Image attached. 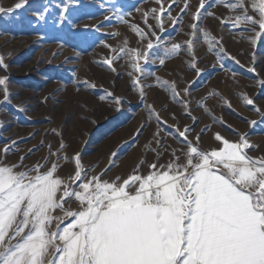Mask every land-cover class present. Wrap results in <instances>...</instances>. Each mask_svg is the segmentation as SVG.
I'll use <instances>...</instances> for the list:
<instances>
[{
	"label": "snow or ice",
	"instance_id": "obj_1",
	"mask_svg": "<svg viewBox=\"0 0 264 264\" xmlns=\"http://www.w3.org/2000/svg\"><path fill=\"white\" fill-rule=\"evenodd\" d=\"M91 2L97 11L84 15L91 19L102 15L104 19L95 25H84L88 32L77 28L78 16L69 15L73 6L80 5V0H55V3L45 0L41 10L33 15L37 24L48 25L65 35L82 37V43H88L89 36L94 37L92 43L98 40L99 46L109 50L102 62L109 72L119 75L115 62L125 60L130 86L137 89L149 123L155 121L151 135L156 147H148L155 158L147 163V175L140 172L146 163L140 159L126 178L119 175L114 179L103 178L119 157L120 149L135 145L146 123L131 135V144L122 142L110 153L109 167L92 175L88 174L91 169L82 163V152H75L71 157L63 154V141L56 151L49 143L43 162L25 165V159L33 152L28 149L17 162L5 163L17 146V141L6 139L0 157V264H264V157L249 156L248 149L254 145L249 142L247 133L235 129L232 130L234 140L220 132L213 133L218 146L208 150L199 146L201 136L209 130L208 125L191 135L199 117L192 115L193 102L187 97L205 71L199 67L195 56L197 42L202 40L207 51L214 55L213 68L219 65L224 69L225 59L240 63L227 53L222 38L212 36L200 26L203 16H215L208 10L210 0H198L194 9L191 0H169L167 6L164 0H154L159 7L149 10L135 7L143 27L128 22L131 12L117 0ZM28 3L29 0H17L7 9L0 7V18L17 15V10L24 9ZM178 4L181 5L179 13L172 16V9ZM211 4L235 13L219 18L221 28L231 30L240 26L241 32L251 33L242 38L253 46L248 71L256 73L257 50L264 44V0H211ZM53 8L58 11L50 19ZM249 9L255 15H249ZM189 14L192 23L188 40L183 44L172 43L169 37L165 41V22L175 28L181 23V17ZM111 20L128 23L140 46L128 47L127 40L119 47L106 43L116 33L96 37L105 21ZM161 49L162 54H159ZM181 50L190 57L188 68L196 79L178 89L174 81L155 77L148 65L156 64L158 59L159 66H163ZM57 54L53 53V58ZM7 68L0 55V71L7 72ZM148 76L155 77L154 85L142 83ZM8 81L7 75H0V109L6 112L8 109L4 106L8 105L18 113H25L27 109L23 106L11 104ZM256 83L258 88L264 89V79ZM85 84L95 88V84ZM156 86L168 93L169 100L181 108L180 115L190 120V124L181 126L179 117L172 113L174 123L168 125L152 104L145 103L144 88ZM109 97L116 105L115 110L121 111L122 98L106 91L100 99ZM207 98L196 101V109H203L213 123L223 127L222 118L217 120L204 106ZM241 99L245 106L252 105L251 110L264 122V112L255 105L254 99L246 95ZM221 106L230 107V103ZM246 122L250 127L258 123L256 120ZM3 127L0 121V129ZM161 132L179 146H165ZM34 135L31 133L21 139ZM39 147H44L43 141ZM165 153L170 158L161 164L159 160ZM62 162L73 165L67 177L59 174ZM71 203L76 204L75 209L65 207Z\"/></svg>",
	"mask_w": 264,
	"mask_h": 264
},
{
	"label": "rangeland",
	"instance_id": "obj_2",
	"mask_svg": "<svg viewBox=\"0 0 264 264\" xmlns=\"http://www.w3.org/2000/svg\"><path fill=\"white\" fill-rule=\"evenodd\" d=\"M17 0H0V7L5 9L13 6ZM45 0H29L24 9L17 10V15L0 18V55L8 65L7 72L0 71V75H7L9 81L7 87L12 94V105L23 106L25 113H18L13 108L5 105L8 110L0 109V121L4 127L0 129V157L6 139L17 141V146L10 152L5 163H15L18 157L24 155L28 149H33L24 161L25 165H34L43 162L47 156V146L51 143L53 151H56L63 141L64 153L71 157L75 152H82V163L85 168L91 169L89 175L99 173L109 167L110 153L117 145L130 139L134 131L142 124L147 127L136 141L135 145L120 149V155L111 166V170L103 177L114 179L117 175L126 178L140 159L146 161L140 169L141 174L147 175V163L155 158V153L148 151V147H156L152 141V132L155 130V121L149 123L144 105L139 102L137 89L130 86L129 77L126 74L128 68L124 59L115 62L119 75L109 72L102 62L109 55V50L99 46L98 40L92 43L94 37H88V43H82V37H73L58 32L48 25L37 24L34 12L40 11ZM126 11L131 12L127 17L129 23L141 24V15L135 11V7L142 10L158 8L154 0H117ZM169 0H164L165 6ZM55 3V0H53ZM193 9L198 0H191ZM173 7L172 16L179 13V7ZM208 10L215 16H203L201 28L210 32L216 38H222L227 53L234 56L240 63L225 59L224 69L219 65L213 68L215 57L207 51V45L201 40L195 45V56L199 60V67L205 71L196 80L192 88V115L199 117L192 132L196 134L205 125L209 126L200 139L199 146L208 150L217 147L213 140V133L220 132L229 140L236 139L233 129L239 133H247L249 142L254 147L248 149V155L252 158L264 157V122L260 115L252 111V105L245 106L241 97L243 95L254 99L256 106L264 112V89L257 86L258 79H264V44L257 50L256 73L248 71L251 66V52L253 46L242 37L251 35L249 32H241L240 26L229 30L221 28L220 17L235 15L227 8L209 3ZM58 9L53 8L49 18ZM97 8L91 0H80L79 6H73L69 15L76 20L77 28L82 32H88L84 25H95L104 19L97 15L95 19L89 18L84 13L96 12ZM249 15H255L249 9ZM150 23H153L151 19ZM191 16L183 15L181 23L175 28L165 22L166 32L163 34L165 41L171 37L172 43H184L188 40ZM105 33H116L108 38L106 43L119 47L124 40L128 41V47H138V37L131 31L128 23H120L116 20L105 21V26L96 37L103 38ZM53 53H58L53 58ZM162 54V49L159 50ZM190 57L181 50L175 57L165 61L163 66L149 64L148 67L155 72V77L169 82H175L178 89H183L191 80L196 79L195 73L188 68ZM258 74V75H257ZM155 77L148 76L142 80L145 85H154ZM95 84V88L86 86ZM112 92L114 96L122 98L121 111H116V105L112 99L101 100L105 92ZM145 103L152 104L160 112L168 125L174 121L171 114L179 117L181 126L190 124L191 121L180 115L181 108L173 104L168 93L160 87H145ZM218 95H210V93ZM208 98L204 106L210 110L217 120L222 118L224 126L213 123L210 117L204 114L203 109H196V101L202 97ZM47 99L45 100V98ZM225 102L230 107H222ZM256 120L258 123L250 127L246 122ZM55 130V131H53ZM27 140L22 137H29ZM56 133H59L57 135ZM165 146L178 147L179 145L171 137L161 132ZM191 138V137H190ZM43 141L44 147H39ZM36 146V147H34ZM171 149H169V152ZM170 156L165 153L159 163H167ZM59 174L67 177L72 173L73 165L63 163ZM65 207L76 208L75 203L66 204ZM60 215L59 212L56 213ZM70 221H65L68 223Z\"/></svg>",
	"mask_w": 264,
	"mask_h": 264
}]
</instances>
